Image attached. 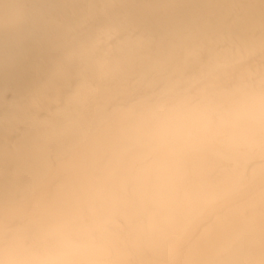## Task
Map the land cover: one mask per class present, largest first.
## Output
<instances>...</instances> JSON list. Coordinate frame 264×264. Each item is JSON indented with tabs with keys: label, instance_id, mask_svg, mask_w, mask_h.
<instances>
[{
	"label": "clouds",
	"instance_id": "obj_1",
	"mask_svg": "<svg viewBox=\"0 0 264 264\" xmlns=\"http://www.w3.org/2000/svg\"><path fill=\"white\" fill-rule=\"evenodd\" d=\"M115 24L151 45L161 6L122 0L94 19L82 42ZM217 31L226 38L197 64L117 60L113 74L95 76L103 45L118 52L115 40L78 59L75 78L109 94L105 110L120 115L118 159L86 169L35 154L14 184L0 174V264H255L250 250L224 249L226 232L211 229L225 210L249 202L264 257V0H242ZM0 91L19 99L14 128L2 127L5 138L31 132L47 140L34 112L46 94L37 93L34 77L5 71Z\"/></svg>",
	"mask_w": 264,
	"mask_h": 264
},
{
	"label": "bare ground",
	"instance_id": "obj_2",
	"mask_svg": "<svg viewBox=\"0 0 264 264\" xmlns=\"http://www.w3.org/2000/svg\"><path fill=\"white\" fill-rule=\"evenodd\" d=\"M121 2L0 0V74L26 72L34 77L37 93L46 94L44 103L34 109L36 125L49 132L47 140H34L31 132L5 138L2 127L14 128L19 99L0 91V174H7L10 183L27 173L35 154H52L56 165L86 169L110 168L117 161L123 135L120 115L105 110L109 94L94 92L89 78L78 80L72 72L78 59L93 55L101 41H118L119 50L103 45L105 59L94 71L99 77L113 74L117 60L154 68L197 64L208 56L214 41L226 38L227 33L217 31V26L242 7V0H150L161 6L163 21L151 45L142 34L125 33L120 24L82 42L94 19ZM221 55L227 58L230 53ZM68 93L61 105L60 97ZM232 217L239 218L235 226L229 223ZM218 228L226 232L224 249H248L255 264L264 259L259 251V220L250 202L225 210L211 226L212 230ZM196 246V242L191 245Z\"/></svg>",
	"mask_w": 264,
	"mask_h": 264
}]
</instances>
